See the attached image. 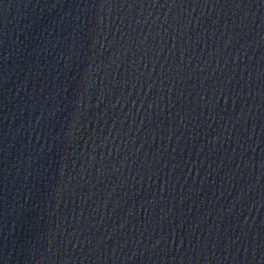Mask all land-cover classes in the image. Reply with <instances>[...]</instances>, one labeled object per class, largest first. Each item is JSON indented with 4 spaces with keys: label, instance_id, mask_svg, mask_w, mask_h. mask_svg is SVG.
Listing matches in <instances>:
<instances>
[{
    "label": "water",
    "instance_id": "water-1",
    "mask_svg": "<svg viewBox=\"0 0 264 264\" xmlns=\"http://www.w3.org/2000/svg\"><path fill=\"white\" fill-rule=\"evenodd\" d=\"M264 159V0H0V264H224Z\"/></svg>",
    "mask_w": 264,
    "mask_h": 264
}]
</instances>
